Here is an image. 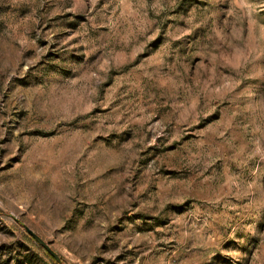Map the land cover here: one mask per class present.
<instances>
[{
	"label": "rangeland",
	"instance_id": "1",
	"mask_svg": "<svg viewBox=\"0 0 264 264\" xmlns=\"http://www.w3.org/2000/svg\"><path fill=\"white\" fill-rule=\"evenodd\" d=\"M264 264V0H0V264Z\"/></svg>",
	"mask_w": 264,
	"mask_h": 264
},
{
	"label": "water",
	"instance_id": "2",
	"mask_svg": "<svg viewBox=\"0 0 264 264\" xmlns=\"http://www.w3.org/2000/svg\"><path fill=\"white\" fill-rule=\"evenodd\" d=\"M26 233L42 248L46 251V253L53 258L57 263L61 262L60 257L50 248V246L42 240L38 235H36L29 228L25 227Z\"/></svg>",
	"mask_w": 264,
	"mask_h": 264
},
{
	"label": "trees",
	"instance_id": "3",
	"mask_svg": "<svg viewBox=\"0 0 264 264\" xmlns=\"http://www.w3.org/2000/svg\"><path fill=\"white\" fill-rule=\"evenodd\" d=\"M49 256V255H48ZM50 257V256H49ZM51 258V257H50ZM55 264H60V263H57L53 258H51Z\"/></svg>",
	"mask_w": 264,
	"mask_h": 264
}]
</instances>
